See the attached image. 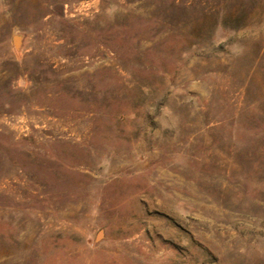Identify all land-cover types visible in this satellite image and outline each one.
Returning <instances> with one entry per match:
<instances>
[{"label":"rangeland","instance_id":"1","mask_svg":"<svg viewBox=\"0 0 264 264\" xmlns=\"http://www.w3.org/2000/svg\"><path fill=\"white\" fill-rule=\"evenodd\" d=\"M0 264H264V0H0Z\"/></svg>","mask_w":264,"mask_h":264},{"label":"water","instance_id":"2","mask_svg":"<svg viewBox=\"0 0 264 264\" xmlns=\"http://www.w3.org/2000/svg\"><path fill=\"white\" fill-rule=\"evenodd\" d=\"M14 45L16 48L19 46V39L17 37L14 38Z\"/></svg>","mask_w":264,"mask_h":264},{"label":"bare ground","instance_id":"3","mask_svg":"<svg viewBox=\"0 0 264 264\" xmlns=\"http://www.w3.org/2000/svg\"><path fill=\"white\" fill-rule=\"evenodd\" d=\"M100 236H101V234L99 233V234H98V238H99Z\"/></svg>","mask_w":264,"mask_h":264}]
</instances>
